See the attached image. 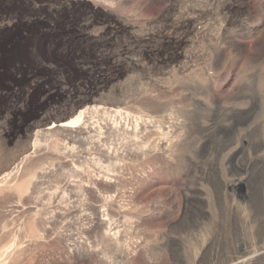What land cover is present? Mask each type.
<instances>
[{
    "label": "rangeland",
    "instance_id": "rangeland-1",
    "mask_svg": "<svg viewBox=\"0 0 264 264\" xmlns=\"http://www.w3.org/2000/svg\"><path fill=\"white\" fill-rule=\"evenodd\" d=\"M0 264H264V0H0Z\"/></svg>",
    "mask_w": 264,
    "mask_h": 264
},
{
    "label": "bare ground",
    "instance_id": "bare-ground-1",
    "mask_svg": "<svg viewBox=\"0 0 264 264\" xmlns=\"http://www.w3.org/2000/svg\"><path fill=\"white\" fill-rule=\"evenodd\" d=\"M259 225H260V224H259ZM260 227H262V226H260ZM185 229H186V228H185ZM192 229H193V228H192ZM260 232H261V231H260ZM187 233H188V232H187ZM189 233H190V232H189ZM257 233H259V232H257ZM222 238H223V237H222ZM209 240H210V239H209ZM212 240H213V239H212ZM210 241H211V240H210ZM222 241H223V240H222ZM211 242H212V241H211ZM220 244H221V243H220ZM217 245H218V248H219V244H215L214 242H212V243L209 244L208 247H209V249L212 250V249H214ZM220 246H221V245H220ZM218 248H217V249H218ZM215 250H216V248L214 249V251H215ZM219 250H220V249H219ZM214 251H213V252H214ZM205 252H206V251H205ZM203 254H204V252H203ZM202 257H203V256H202Z\"/></svg>",
    "mask_w": 264,
    "mask_h": 264
}]
</instances>
